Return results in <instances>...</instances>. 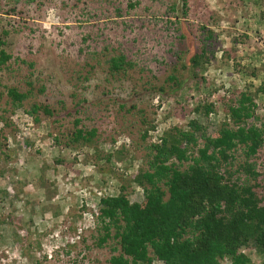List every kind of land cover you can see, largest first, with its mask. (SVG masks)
I'll return each instance as SVG.
<instances>
[{"label": "rangeland", "instance_id": "1", "mask_svg": "<svg viewBox=\"0 0 264 264\" xmlns=\"http://www.w3.org/2000/svg\"><path fill=\"white\" fill-rule=\"evenodd\" d=\"M184 1L0 0V264H107L97 201L123 187L141 202L149 145L191 121L213 136L239 93L264 122V0ZM202 46L192 78L187 57ZM118 55L132 66L110 74ZM8 88L26 94L19 107ZM33 104L51 116L34 123ZM206 104L207 116L194 111ZM75 118L95 130L88 145L69 143ZM254 164L264 193V154Z\"/></svg>", "mask_w": 264, "mask_h": 264}, {"label": "trees", "instance_id": "2", "mask_svg": "<svg viewBox=\"0 0 264 264\" xmlns=\"http://www.w3.org/2000/svg\"><path fill=\"white\" fill-rule=\"evenodd\" d=\"M9 59L0 49V68ZM206 60L203 46L188 55L192 78ZM107 64L110 74L132 66L123 55L111 57ZM5 95L16 108L26 99L14 88L6 89ZM224 107L229 121L213 136L191 121L188 131L175 130L147 147L146 169L134 177L142 190L140 203L129 202L123 187L115 196L98 199L100 234L95 245L112 240L116 253L107 264H250L240 251L247 247L264 264V193L257 191L262 188L254 164L258 154H264V122L255 117L256 107L247 93L228 99ZM194 111L207 116L213 108L206 104ZM26 112L34 123L39 113L51 116L48 107L35 104ZM72 126L70 144L88 145L95 137V130H85L79 119H73Z\"/></svg>", "mask_w": 264, "mask_h": 264}, {"label": "built area", "instance_id": "3", "mask_svg": "<svg viewBox=\"0 0 264 264\" xmlns=\"http://www.w3.org/2000/svg\"><path fill=\"white\" fill-rule=\"evenodd\" d=\"M159 143V142H158ZM157 263H159V262H157ZM151 264H153V263H151ZM161 264V263H160Z\"/></svg>", "mask_w": 264, "mask_h": 264}]
</instances>
